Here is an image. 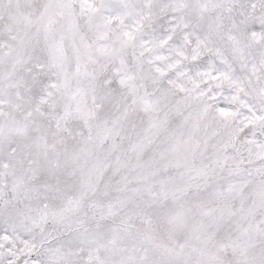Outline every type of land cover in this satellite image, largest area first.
I'll use <instances>...</instances> for the list:
<instances>
[{"label":"snow or ice","instance_id":"snow-or-ice-1","mask_svg":"<svg viewBox=\"0 0 264 264\" xmlns=\"http://www.w3.org/2000/svg\"><path fill=\"white\" fill-rule=\"evenodd\" d=\"M0 264H264V0H0Z\"/></svg>","mask_w":264,"mask_h":264}]
</instances>
